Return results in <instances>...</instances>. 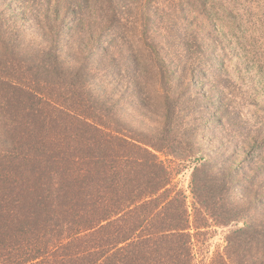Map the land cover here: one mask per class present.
I'll use <instances>...</instances> for the list:
<instances>
[{
  "label": "trees",
  "instance_id": "obj_1",
  "mask_svg": "<svg viewBox=\"0 0 264 264\" xmlns=\"http://www.w3.org/2000/svg\"><path fill=\"white\" fill-rule=\"evenodd\" d=\"M20 1L34 11L36 0ZM196 2L203 27L209 20L223 36L226 23ZM184 3L174 1L178 8L163 28L161 12L144 11L145 24L131 37L138 49L117 54L112 45L109 57L102 43L104 60L93 65L86 57L84 68L60 43L31 51L0 34L3 66L18 55L32 82L42 78L50 89L34 96L0 83V264H264V130L257 111L225 104L234 79L229 49L203 40L193 48L192 36L175 26ZM83 4L65 7L76 17ZM13 12L0 15V31ZM119 22L113 17L101 26L93 48L102 36L116 42L126 35ZM112 87L123 93L117 97ZM21 96L29 106L20 107ZM132 103L139 126L125 115ZM207 136L218 146L212 151ZM157 154L195 164L192 222L185 195ZM207 220L235 226L222 249L210 251L201 241Z\"/></svg>",
  "mask_w": 264,
  "mask_h": 264
},
{
  "label": "rangeland",
  "instance_id": "obj_2",
  "mask_svg": "<svg viewBox=\"0 0 264 264\" xmlns=\"http://www.w3.org/2000/svg\"><path fill=\"white\" fill-rule=\"evenodd\" d=\"M70 1L36 0L37 3L33 6L34 11H27L25 8L30 6L28 2L0 0L1 17H3L4 12L8 15L15 9V12H13L14 16L11 14L10 17L4 18L8 19V26L0 31V34L3 32L5 38L16 40L15 43H20L21 48L30 49L31 51L36 45L60 43L58 48L63 53L66 48L71 49L69 58H75L77 61L76 67L84 68L86 67L85 63L88 61L86 57L93 59V65H97L98 62L104 60L103 50L100 49L102 43H104V47H107L109 57H111V54L115 55L112 45H116L117 54L119 51L124 53L127 50L125 49L126 47L138 49L140 43L131 37L135 36L136 33L138 34L140 25L145 24V19L142 22L139 20L144 11L150 8L151 10L157 9L158 12H161L160 14L164 17V24L160 27L163 28L166 26L167 16L173 13V9L178 8L177 4H174L175 0H111L115 9L114 12L117 14L113 15L112 10L107 4L110 0H86L88 5H81V9L78 10V16L73 17L67 12L69 9L65 7ZM203 1L207 4L206 11L210 17H213V13H216V17L226 23L228 28L225 27L224 32L220 31L223 32V36L225 37L215 34V28L211 22H208L209 20L206 22V26L203 27L199 15L205 16L204 11L199 4L197 5L196 0H185L183 11L177 15L175 12V26H177V29L181 28L180 32L185 37H188V39L192 36L190 43H192L193 48L195 45L194 40H196L195 42L198 41L196 47L203 40L204 43H217L229 49L227 58L233 64L231 65V70H233L231 73L234 75V79H230L231 82L226 85L225 94H227V99L225 104L230 105V109L238 107L244 112L248 109L257 111L256 121L259 124L258 127L261 128L262 126V130H264V0ZM159 3L161 4L158 5ZM194 6L196 15L194 10L189 12ZM69 11L72 12V10ZM184 13H188V16H185ZM194 15L195 17L199 16V18L196 19ZM17 17L19 21H24V23L18 22ZM113 17L123 24L122 28L124 31H127V34L120 35V38L116 42H113L111 37L102 36L100 45L97 49L93 48L95 45L93 42L96 39L98 40L100 35L101 26L105 27L107 21ZM72 21H74V25ZM37 22L42 23L41 27L43 31L42 29H38L36 26ZM220 26H223V24H220ZM95 42L98 43V41ZM5 63L6 66L4 67L3 60L0 59V83L3 84L1 87L4 89H6L4 86H6L7 81H10L19 88H23L22 90L29 91L34 96L38 95V93L42 96V94H46V91L50 90L48 89L49 87L43 84L42 78L38 80V85L32 82L37 80L30 78L31 72L29 71L28 64L23 59H20L18 55H12ZM11 66H13L14 70H7ZM92 73L94 74V71ZM119 87L122 88V84H119ZM111 89L117 97L123 93L117 87H112ZM20 99L24 102H21L20 107L30 105L24 97L21 96ZM124 109L129 121L133 125L139 126L141 119L138 117L139 112L134 103L126 105ZM143 113L146 114L145 111ZM147 114L152 119L155 118L149 112ZM221 130L226 135V130L224 128H221ZM206 139L209 151L218 147L209 136ZM218 155L221 154L218 153ZM241 155L238 157L239 160L241 159ZM157 157L172 171L174 185L177 190L185 195L190 221L192 222L193 199L190 193V176L195 164L174 161L171 158L166 160L160 154H157ZM237 161L238 159L236 158L231 163L234 164ZM207 225L208 229L202 230L206 232V235L202 237L201 241L207 243L208 250L210 251H213V248L222 249L225 237L235 226L220 228L213 226L210 220H207ZM238 226L240 227L241 225ZM205 247L201 249H205Z\"/></svg>",
  "mask_w": 264,
  "mask_h": 264
}]
</instances>
